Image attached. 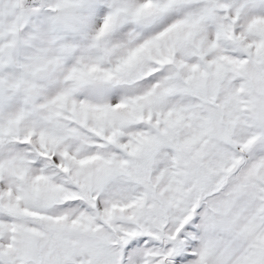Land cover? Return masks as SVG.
Masks as SVG:
<instances>
[{"label": "snow or ice", "instance_id": "1", "mask_svg": "<svg viewBox=\"0 0 264 264\" xmlns=\"http://www.w3.org/2000/svg\"><path fill=\"white\" fill-rule=\"evenodd\" d=\"M0 264H264V0H0Z\"/></svg>", "mask_w": 264, "mask_h": 264}]
</instances>
